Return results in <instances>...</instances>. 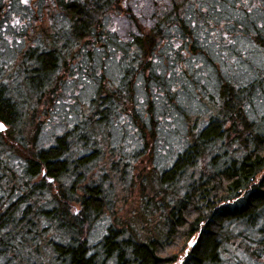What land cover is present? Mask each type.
<instances>
[{"label":"trees","instance_id":"obj_1","mask_svg":"<svg viewBox=\"0 0 264 264\" xmlns=\"http://www.w3.org/2000/svg\"><path fill=\"white\" fill-rule=\"evenodd\" d=\"M254 1L0 0V41L8 45L0 60V264H264V113L250 109L264 57L253 78L251 70L229 78L219 69L239 39L264 50ZM12 20L20 24L9 32ZM115 21L122 33L112 31ZM218 33L219 52L203 41ZM206 71L211 78L200 80ZM73 83L91 92L79 121L39 144L23 104L38 116L46 102L50 115ZM199 99L207 122L188 118L184 148L156 178L140 177L157 180L158 191L122 223L113 213L91 242L108 201L90 169L111 121L122 120L136 140L118 142L116 163L131 171L146 160L155 169L168 149L159 116Z\"/></svg>","mask_w":264,"mask_h":264},{"label":"rangeland","instance_id":"obj_2","mask_svg":"<svg viewBox=\"0 0 264 264\" xmlns=\"http://www.w3.org/2000/svg\"><path fill=\"white\" fill-rule=\"evenodd\" d=\"M250 4L251 7L252 5H256V7L252 8H257V12L259 13L255 17L254 23H256L258 26L264 24V0H262L261 3L255 0L254 2H250ZM11 10L15 12L20 11L19 14L22 13V9L19 7V5L11 6ZM250 15H252V12H250ZM252 17L254 18L253 15ZM12 25L10 26L9 32L14 31L16 26H19L17 24H14L13 26ZM115 25L118 28V33H122L124 25L121 26L119 21H115ZM252 30L255 31L254 29ZM262 31L264 34V29H262ZM215 37L216 40L213 39V41H211L209 40V36H207V38H203V41L211 42L214 50L219 52L220 49L217 48L216 44H218L217 42L221 43L223 40L219 33ZM229 41V39H225L226 44H228ZM23 47L24 46L21 45L20 48L15 50V54L20 52ZM6 49H8L6 41H0V60L7 58ZM263 57L264 50L261 49L251 37H246L245 39H239L235 47L231 48L229 55L223 59L222 67H219V69L224 75L228 73L229 78L232 76L239 78L240 75H247L248 70H251L252 74H249L247 77L253 78V74L255 75L256 72V66L253 65L257 63V60H262ZM261 67L264 68L262 64ZM209 76L211 78V75L208 73V71H206L199 76V79L204 80ZM262 77H264V72L262 73ZM200 83L202 85L203 82ZM22 84L24 85L23 82ZM37 84H39V82ZM73 85L74 83L71 84V87L69 88H64V90L60 89L61 93L59 96H57L58 99L56 100L50 115L48 114L45 116L43 113L44 111H48L51 108V106H49L46 102L38 105V113H40L38 116H34V113H37V110L34 111L33 106L30 105L31 103L23 104V112L26 114V117L30 118V121L27 124L34 127L36 126L34 123L35 120V122L38 124L37 126H39V130L36 133V141L39 144L49 145L50 142H52L57 135L62 134L69 125H73L79 121L78 111L80 109V100H83L87 96L85 92H87L88 89L85 86V89L76 90L73 88ZM207 87L211 92H214L212 87ZM89 89L93 90V87L90 86ZM205 91L203 94H205ZM89 95H91V92ZM198 95L200 94L198 93ZM70 97L72 98L70 99ZM21 98L26 100L25 97ZM250 101V109L251 111H254L255 116L257 115L256 113H264V78L262 82L258 83L256 90L254 91V95ZM183 106L184 107L179 111L171 108L169 111L170 113H164L159 116L162 119L160 128H162V131H164L165 134V137L164 135H161V139L164 137V140L162 139L163 143L168 146V149H164L162 153L163 155H161L159 161V164L161 165L160 167H158L156 164L157 167L154 169V163L148 164L146 160L145 162L140 160L137 163V168H135L136 164H134L135 169L128 171L127 169H124L123 165L121 166V164L119 165L116 163L118 157H120V153L116 149L118 142L121 141L124 145L131 141L133 143L136 142L135 136H130V132L126 129L127 125L124 124L122 120L111 121L113 123V127H111V134L107 132V135L104 134L103 136H100V143L96 142L97 144L94 145L95 147L93 146L98 150L99 154L94 161V168L90 169V174L94 175L95 178L98 177L101 179V184L104 189V193L107 196L108 203L103 215L96 221L94 227L88 235L90 236L91 242L97 241L101 237L106 227L111 222H113V213L117 216L118 221L122 223L127 217H130L136 213L137 210L135 209L139 208L140 203L143 202V198L152 197L156 193V190L158 191L157 180H140V177L146 174H152V176H155L156 178L159 168H162L164 165H168L171 158L175 156V154H177L181 148H184V145L188 142L187 137L190 132V124L193 122L189 121L188 118L194 119V124L197 126H201L207 122L206 116L202 113L203 110H201L202 108L204 110L206 108L205 101L203 102V100L200 101L199 99L195 100L193 103H189L187 106L183 104ZM184 111L186 114H184ZM192 112L193 114L191 116ZM27 124L24 126L29 127ZM23 134L25 138H30L28 133L24 132ZM23 134L21 135L22 137ZM93 142H89L88 144H93ZM86 151L87 153L89 152L88 149ZM152 167L154 170H152ZM120 175L122 176V179H120ZM99 179L97 180L99 181ZM159 227L162 226L159 225ZM45 236V239H47L50 237V234L47 233Z\"/></svg>","mask_w":264,"mask_h":264},{"label":"snow or ice","instance_id":"obj_3","mask_svg":"<svg viewBox=\"0 0 264 264\" xmlns=\"http://www.w3.org/2000/svg\"><path fill=\"white\" fill-rule=\"evenodd\" d=\"M21 3H23L24 5L30 6L29 0H21ZM244 3H245V7H247L248 6L247 0H244ZM252 7H256V5H252ZM251 10L252 9L249 7L248 11L251 12ZM15 24L19 25L20 21L19 20L15 21ZM260 28L264 29V24L260 25ZM112 31L115 32V31H118V30L116 28H113ZM177 47H179V45H177ZM4 83L7 84V81H4ZM3 130H6V126H5L4 123H0V131H3ZM75 215H77V216L79 215V210L78 209L75 210ZM4 231L7 232L8 229L5 228ZM4 239H7V237H4L3 239H0V244H3ZM194 243H195V240L189 241V245L194 244ZM185 247H187V246H185ZM180 264H183L182 260L180 261Z\"/></svg>","mask_w":264,"mask_h":264}]
</instances>
